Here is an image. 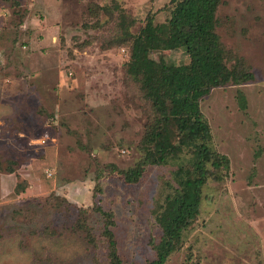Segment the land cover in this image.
<instances>
[{
	"label": "rangeland",
	"instance_id": "374dc122",
	"mask_svg": "<svg viewBox=\"0 0 264 264\" xmlns=\"http://www.w3.org/2000/svg\"><path fill=\"white\" fill-rule=\"evenodd\" d=\"M171 8L170 0H0V264H109L102 213L89 212V233L75 226L78 208L94 204L111 214L123 264L156 257L157 216L194 155L186 148L125 182L154 116L126 66L148 17L165 22ZM216 18L226 64L241 61L253 79L200 100L210 145L229 167L207 163L199 214L166 264H264V0H221ZM150 54L189 61L182 48Z\"/></svg>",
	"mask_w": 264,
	"mask_h": 264
},
{
	"label": "trees",
	"instance_id": "16d2710c",
	"mask_svg": "<svg viewBox=\"0 0 264 264\" xmlns=\"http://www.w3.org/2000/svg\"><path fill=\"white\" fill-rule=\"evenodd\" d=\"M221 0H170V17L154 23L148 17L145 26L133 37L126 71L138 83L154 112L142 137V159L122 173L127 183L140 179L146 166L162 164L168 157L178 156L184 149L193 152V170L173 197L166 198L157 219L162 230L156 246V257L144 264H166L169 256L181 246L182 232L200 211L202 187L211 171L228 169L226 155L210 145L209 124L200 109L201 98L213 87L228 83L241 84L253 79L242 62L228 67L226 50L216 32V11ZM133 35L130 37L132 38ZM182 48L187 63H162L151 57L152 51ZM241 107L245 98L239 94ZM103 215V234L107 239L109 264H123L111 226V214L94 204L91 209L78 208L75 226L91 230L90 211ZM80 212V214H79Z\"/></svg>",
	"mask_w": 264,
	"mask_h": 264
},
{
	"label": "built area",
	"instance_id": "2783aa9c",
	"mask_svg": "<svg viewBox=\"0 0 264 264\" xmlns=\"http://www.w3.org/2000/svg\"><path fill=\"white\" fill-rule=\"evenodd\" d=\"M46 172L48 173V175H51V172H49L48 170H46Z\"/></svg>",
	"mask_w": 264,
	"mask_h": 264
}]
</instances>
